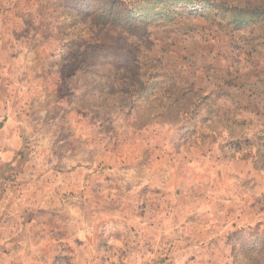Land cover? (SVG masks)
Segmentation results:
<instances>
[{
  "label": "rangeland",
  "instance_id": "1",
  "mask_svg": "<svg viewBox=\"0 0 264 264\" xmlns=\"http://www.w3.org/2000/svg\"><path fill=\"white\" fill-rule=\"evenodd\" d=\"M0 20L36 33L58 107L108 146L243 185L229 226L172 257L264 264V0H0Z\"/></svg>",
  "mask_w": 264,
  "mask_h": 264
},
{
  "label": "crops",
  "instance_id": "2",
  "mask_svg": "<svg viewBox=\"0 0 264 264\" xmlns=\"http://www.w3.org/2000/svg\"><path fill=\"white\" fill-rule=\"evenodd\" d=\"M25 27L0 20V264H196L172 255L227 228L243 185L187 165L174 184L153 155L125 157L71 120Z\"/></svg>",
  "mask_w": 264,
  "mask_h": 264
}]
</instances>
